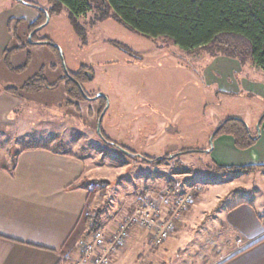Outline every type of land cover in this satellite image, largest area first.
I'll return each mask as SVG.
<instances>
[{"label":"rangeland","instance_id":"obj_1","mask_svg":"<svg viewBox=\"0 0 264 264\" xmlns=\"http://www.w3.org/2000/svg\"><path fill=\"white\" fill-rule=\"evenodd\" d=\"M8 1L17 5L15 0ZM24 1L41 8L49 5L47 0ZM20 5L21 10L10 14L14 16L12 22L16 21L19 32H28L30 24L37 20L34 17L29 21V17H39L40 11ZM93 16L89 12L78 18L84 38L75 31L65 7L36 31L33 41L47 39L49 43H31L26 35L32 51L22 58V63L29 66L26 71L41 69L46 83L57 84L53 90L58 97L64 81L57 80L48 67L52 56L61 70L63 64L69 72L84 67V91L102 93L106 98L100 123L105 138L134 153L166 155L168 159L150 163L102 140L96 131L103 106L99 97L80 101L73 98L66 105L58 101L56 109L41 101L24 102L12 116L15 123L0 127V131L7 132L0 135V148L13 149L0 153V165L14 167L16 151L25 146H52L82 156L87 176H104V180L99 178V184L88 183L85 209L91 212L101 208L100 223L106 226L130 212L143 197L163 192L165 183L180 192L194 193L174 233L159 245L151 244L149 239L144 245H128L127 260L131 264H213L221 260L240 244L233 238L230 245L227 243L231 236L220 226V219L235 202H250L257 197L264 201V183L255 178H261L262 172L245 177L209 170L213 165L240 167L220 164L207 152L216 128H212L213 123L217 118H240L253 134H259L264 130V118L260 120L264 102L244 93L219 92L216 84L206 86L198 70L204 65L199 60L213 57L209 50H183L164 38L132 31L112 16L95 21ZM56 49H60L59 55ZM223 134H217L213 141ZM257 140L258 137L249 147L238 149L245 152ZM172 148L177 151L169 152ZM198 149L203 152H182ZM79 230L76 227L74 237ZM146 234L143 231L142 237Z\"/></svg>","mask_w":264,"mask_h":264},{"label":"crops","instance_id":"obj_2","mask_svg":"<svg viewBox=\"0 0 264 264\" xmlns=\"http://www.w3.org/2000/svg\"><path fill=\"white\" fill-rule=\"evenodd\" d=\"M15 1L17 5H10L8 0H0V127L15 123L12 116L24 102L41 101L50 107L52 105L54 109L60 104L58 101L65 105L68 101L72 103L65 90V83L61 84L58 97L53 89L18 95L3 91L5 87H20L37 72L35 68V71L27 72L25 68L22 72H14L4 62L6 49L27 42V32H19L16 21L12 22L14 16L10 14L21 10L22 4ZM34 17L37 19L38 15L30 16L29 21ZM31 53L29 46L15 51L9 58L10 65L22 66L25 64L22 63L23 56ZM201 61L204 65L198 71L206 86L216 84L219 92L244 93L264 102V72L251 62L240 64L237 59L224 55L199 60ZM48 67L57 75V80L63 76L55 55L49 60ZM86 118L89 121V115ZM223 119L217 118L212 128ZM6 133L0 131V135ZM172 149L174 150L168 151H177ZM8 150L0 148V153ZM207 152L223 165H262L264 130L258 134L255 145L245 152L235 146L232 135L228 133L212 140ZM16 153L14 167L11 168L12 164L0 165V264H80L82 243L87 238L85 217L97 208L87 212L88 188L76 187L90 181L99 184V178L104 180V176H87L84 158L73 154L71 150L52 146H25ZM258 172H262L261 178H255L264 183V171L254 170L244 176L260 174ZM168 187L165 183L163 189L160 187L163 192L152 197L161 198ZM172 189L174 193L180 192L176 188ZM128 212H124L112 225H102L101 228L112 230ZM220 221V226L231 236L227 243L230 245L233 238L232 241L240 246L228 252L221 260L212 262L213 264H264V201L261 198H253L250 202H235ZM76 227L80 230L74 237ZM143 231L137 226L131 227L125 246L111 257V264H131L127 260L130 258L127 256L128 245H144L148 237H142ZM148 252H151L150 249Z\"/></svg>","mask_w":264,"mask_h":264},{"label":"trees","instance_id":"obj_3","mask_svg":"<svg viewBox=\"0 0 264 264\" xmlns=\"http://www.w3.org/2000/svg\"><path fill=\"white\" fill-rule=\"evenodd\" d=\"M49 5L43 8L50 17L57 14L63 7L67 9L75 31L84 38V28L78 18L93 12V20H103L112 16L128 29L150 38H164L167 42L187 51L207 49L210 55H224L237 59L240 64L250 61L264 72V0H47ZM46 20L43 11L32 22L26 35H31V43L36 41L34 36L38 26ZM40 43L50 42L47 39H37ZM28 42L18 47L8 48L4 52L6 67L14 72H22L26 63L20 67H12L9 58L15 51L28 46ZM57 50V49H56ZM59 55V51L57 50ZM61 64V59H60ZM62 72L63 67L61 65ZM86 70L82 67L77 72H69L59 80L65 83V90L70 100L76 101L94 97L81 86V80L86 79ZM58 83V82H57ZM56 83L48 84L39 69L34 75L26 79L18 88L5 87L3 91L12 95L20 93H37L42 89H53ZM103 100L100 114L104 111L106 98ZM71 100V101H72ZM75 103H78L76 102ZM98 115V118L100 117ZM264 113L261 116L262 120ZM259 120V121H260ZM101 131V129H100ZM212 134L213 138L220 133L231 134L237 148H247L256 140L258 134H253L240 118H226L219 122ZM102 140L107 144L125 151L133 157H139L150 163L160 164L167 160V156L148 157L134 153L124 146L118 145L105 138L101 131ZM211 145V143L209 142ZM188 152H203L202 150H185ZM181 152V153H182ZM209 170L220 173L248 174L254 170L264 171V165L246 167L212 166ZM87 184L76 188H87ZM194 197L195 194L191 193ZM102 209L98 208L85 217L87 224L86 236L99 230ZM256 242V241H255ZM254 242V243H255ZM252 243V244H254ZM251 244V245H252Z\"/></svg>","mask_w":264,"mask_h":264},{"label":"built area","instance_id":"obj_4","mask_svg":"<svg viewBox=\"0 0 264 264\" xmlns=\"http://www.w3.org/2000/svg\"><path fill=\"white\" fill-rule=\"evenodd\" d=\"M192 202L191 193H174L172 187L161 198L143 197L115 228H100L83 241L79 263L111 264V257L125 246L133 226L144 230L151 244H161L172 235L176 222Z\"/></svg>","mask_w":264,"mask_h":264},{"label":"water","instance_id":"obj_5","mask_svg":"<svg viewBox=\"0 0 264 264\" xmlns=\"http://www.w3.org/2000/svg\"><path fill=\"white\" fill-rule=\"evenodd\" d=\"M17 1L22 2V3H24V4H27V5H30V6H33V7H37L39 11H43V12L45 13V15H46V20H45V22H44L43 24H41L40 26H38L36 30L42 28L43 26H45V25L48 23L49 16H48V14L44 11L43 8L38 7V6H36V5H34V4H31V3L25 2L24 0H17ZM31 35H32V33H30V34L28 35V40H29V41H31V40H30ZM34 43H40V42L37 41V42H34ZM47 43H49V42H47ZM50 44H52V43H50ZM52 45L55 46L56 48H58L57 45H54V44H52ZM59 52H60V49H59ZM62 67H63V71H64V73L66 74V73H67V70H66L64 64L62 65ZM99 97L103 98L104 95H103L102 93H97L94 97H87V96H86L87 99H96V98H99ZM103 113H104V111L101 113L100 117H99L98 120H97V124H96V131H97L99 137H101V139H102V135H101V131H100V123H101V118H102V116H103ZM213 134H214V133H213ZM212 136H213V135H211V137H210V143L212 142Z\"/></svg>","mask_w":264,"mask_h":264}]
</instances>
